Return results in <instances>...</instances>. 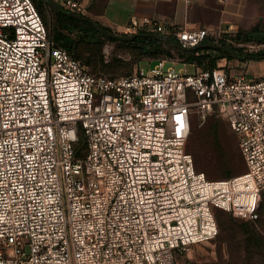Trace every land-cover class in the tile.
<instances>
[{"label": "built area", "instance_id": "obj_1", "mask_svg": "<svg viewBox=\"0 0 264 264\" xmlns=\"http://www.w3.org/2000/svg\"><path fill=\"white\" fill-rule=\"evenodd\" d=\"M56 1L82 14L90 5ZM167 28L164 19L132 15L117 30ZM235 34L173 32L184 47L225 40L238 57L264 51V38ZM202 53L154 58L131 74L96 73L56 44L34 0H0V264H196L177 254L218 234L216 207L259 217L264 77L199 63ZM193 114L228 120L244 172L209 179L196 168L186 148Z\"/></svg>", "mask_w": 264, "mask_h": 264}, {"label": "rangeland", "instance_id": "obj_2", "mask_svg": "<svg viewBox=\"0 0 264 264\" xmlns=\"http://www.w3.org/2000/svg\"><path fill=\"white\" fill-rule=\"evenodd\" d=\"M89 1L90 5L85 15L95 20L92 16V10L95 9L93 7L96 5V0ZM37 3L44 21L51 32L61 31V33L74 37L78 55L89 64L94 72H106L111 75L131 74L138 70L139 67L147 70L149 66L156 62V60H153L154 58H170L178 54L175 49H171V45L166 48H170L172 54L165 50L159 54H155L154 48L146 46L142 41L128 42L127 40L129 39L117 37L112 39L110 38L112 36L106 35L101 31L95 32L92 29H70L67 27V20L59 19L56 9L42 0H38ZM82 27L87 28L88 26L83 25ZM112 31L120 33L117 29H113ZM251 31H264V22L258 23ZM149 48L151 50L148 52ZM220 52L221 50L213 51L212 53L217 57L223 55ZM232 56L233 61L226 65L228 73L243 74L249 79L264 77V53H256L251 57H244L243 55L242 57H238L237 55ZM170 64H172L171 60L168 61L167 65ZM182 65V62L177 63L176 69H179ZM191 69L192 67L190 66L189 70ZM191 122L188 149L193 134L198 130H204V135L197 138L196 141L202 158L206 160L209 159L208 152L205 149L208 142L224 144L227 138L234 134L228 120L221 115L212 114L205 121H200L197 115L193 114ZM214 126H217L215 132L211 130ZM76 147L81 154H85L88 150L86 139L82 133L79 135ZM192 154L194 156L193 152ZM223 156L224 154L219 147L214 153L215 160L222 159ZM196 165L210 179L225 177L222 175L221 169L214 170L212 172L213 175L209 176L206 170L201 169L197 163ZM245 168L246 166L235 174L238 175ZM217 218L219 224L218 234L213 239L194 243L183 252L178 253L177 260L180 263L264 264V198L260 205L259 217L256 220L234 216L225 209L217 210Z\"/></svg>", "mask_w": 264, "mask_h": 264}, {"label": "crops", "instance_id": "obj_3", "mask_svg": "<svg viewBox=\"0 0 264 264\" xmlns=\"http://www.w3.org/2000/svg\"><path fill=\"white\" fill-rule=\"evenodd\" d=\"M132 15L164 19L168 23V30L162 35L176 41L173 32L179 28L210 27L232 32L250 31L258 23L264 22V0H105L101 10L92 12L95 20L112 29L125 25ZM161 41L165 47L171 44L177 47L171 40ZM204 48H208L205 49L209 54L207 58L216 60L215 65H225L233 61V56L215 57L212 52L220 49ZM171 57L187 59L186 55L179 54Z\"/></svg>", "mask_w": 264, "mask_h": 264}, {"label": "trees", "instance_id": "obj_4", "mask_svg": "<svg viewBox=\"0 0 264 264\" xmlns=\"http://www.w3.org/2000/svg\"><path fill=\"white\" fill-rule=\"evenodd\" d=\"M34 1H35L36 5L38 6V3H37L38 0H34ZM104 1L105 0H96V5L93 7L95 9H93L92 12H94V11L96 12V11L101 10L103 8ZM93 5H94V1H93ZM38 8H39V6H38ZM62 9L64 11H66L64 9V7H62ZM39 11H40V9H39ZM64 11H56V13H57L59 19H62V20L65 19V20H67V24H68L67 27L68 28H70V29L80 28V29H85V30L86 29H92L95 32H100L98 30V28L92 22L87 21V20H84V19H81V18H78V17H74V16H71V15H68ZM40 13H41V11H40ZM96 22L99 25H101L104 28H106L107 30H109V31H112L113 30L111 27L103 24L102 22H100L98 20H96ZM83 25L88 26L89 28L88 27L87 28L82 27ZM250 32H252V31L250 30V31L236 32L235 37L242 38V39H245V40L255 39L253 37H250ZM50 33H51V35H52V37H53V39H54V41L56 42L57 45L64 46L65 48H67L68 50H70L73 54H75L76 56L80 57L78 55L77 51H76V41H75L74 37H72L69 34L61 33V31L51 32V30H50ZM110 38L114 39V37H110ZM258 39L259 40H262L263 38H258ZM207 40H209V38H207ZM127 41L128 42H132V41H142L148 47H151L152 46V48H154V49L157 48L155 54H159V53H161L164 50L166 52H168V53H171V49H175L178 52L179 55H182V56L183 55H186L187 58L193 57L195 55L194 54L195 50L189 51V50L179 49V48L175 47L172 44H171V49L170 48L167 49L164 46V43L161 41V39H159L157 37H136L134 39H129ZM217 43L226 45V46L232 48L233 50H236V47L235 46L231 45L230 43H227L225 40H219ZM205 49H208V48L201 49V50H203V53L200 56L196 57V59L198 61H200V62L203 59H207V57H209V54L206 53V50ZM150 50L151 49L149 48L147 51L149 52ZM221 52H222L223 55H227V56H232L233 55V54H231L229 52H226L224 50H221ZM259 53H257V54H259ZM261 53H264V51H261ZM209 59H210L211 65L214 66L215 63H216V60L214 58H209ZM96 73L109 74V73H106V72H96ZM109 75H111V74H109ZM216 129H217V126H214V128H212L211 130L215 132ZM231 129H232V127H231ZM232 131H233L234 134L233 135L231 134L232 136H230L229 138H227V140H226V142L224 144H221V143L219 144L218 142H216V143L208 142L207 143L205 149H206V151L208 152V155H209L208 156L209 157L208 160H206L205 158H202L201 151L197 147V141H196L197 138H199L202 135H204V133H203L204 130H202V131L201 130H198V131H196L193 134V136L191 138V142L189 144V149L194 153V156L193 157H194V160H195V165L197 163L198 166L201 169L206 170L209 176H212L213 175L212 172L214 170L221 169L222 170V175L225 176L224 178H229V177H232V176L237 175L235 173L238 172L240 169H243L246 166V163H245V160H244V157H243V154L241 152L240 145H239L238 137H237V135H236V133L234 132L233 129H232ZM229 134H228V136H229ZM188 140H189V138H188ZM188 143L189 142L187 141L186 148H187V150L189 152H191L188 149ZM219 147L221 148L224 156H223L222 159H216L215 160L214 153L218 150ZM196 168L199 171H202V170H200L197 167V165H196ZM245 170H246V168L242 172H244ZM242 172H240L238 174H241ZM219 179H223V178H219ZM263 198H264V195L262 196L260 205L262 203ZM260 205L258 207V212L260 210ZM218 209H222V208L216 207L214 209V213H215L217 222H218V218H217V210ZM218 227H219V224H218Z\"/></svg>", "mask_w": 264, "mask_h": 264}, {"label": "water", "instance_id": "obj_5", "mask_svg": "<svg viewBox=\"0 0 264 264\" xmlns=\"http://www.w3.org/2000/svg\"><path fill=\"white\" fill-rule=\"evenodd\" d=\"M42 1L44 3L49 4L50 6H52L57 11H64L62 9V6L60 5V3L58 1H56V0H42ZM64 12H66L68 15H71V16H74V17H78V18H81V19H84V20L92 22L98 28L99 31H101L102 33H104L106 35L112 36V37H117V38H122V39H134L136 37H157V38L162 39V40H167V39L171 40L173 43H175L177 45V47H179L181 49H184V50L192 51V50H195V49H198V48L209 47V48L221 49V50L229 52V53H231L233 55H237L238 54V52L236 50H233L232 48H230V47H228L226 45H223V44H220V43L211 42V41L202 42V43H200V44H198L196 46H193V47H184L180 42L173 41V39L171 37H167L166 38L162 34L147 33V32L136 33V34H132V35L120 34V33H116V32L107 30L103 26L99 25L96 22V20H94L93 18H91V17H89V16H87L85 14L77 13V12H73V11H64ZM250 37H253V38H264V31H252V32H250ZM156 49L157 48H155L154 51H156ZM251 56H254V55H252V54L247 55V57H251Z\"/></svg>", "mask_w": 264, "mask_h": 264}]
</instances>
